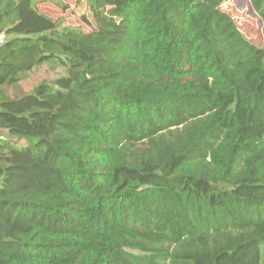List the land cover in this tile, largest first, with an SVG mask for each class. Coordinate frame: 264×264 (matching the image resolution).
Here are the masks:
<instances>
[{
  "label": "trees",
  "instance_id": "1",
  "mask_svg": "<svg viewBox=\"0 0 264 264\" xmlns=\"http://www.w3.org/2000/svg\"><path fill=\"white\" fill-rule=\"evenodd\" d=\"M84 1L90 32L0 0V132L26 142L0 140V264H264V41L225 0Z\"/></svg>",
  "mask_w": 264,
  "mask_h": 264
},
{
  "label": "rangeland",
  "instance_id": "2",
  "mask_svg": "<svg viewBox=\"0 0 264 264\" xmlns=\"http://www.w3.org/2000/svg\"><path fill=\"white\" fill-rule=\"evenodd\" d=\"M63 5L68 6V4ZM71 5H73L72 8L63 11L55 3H52L48 9H45V12L49 15V18L60 25V29H83L85 32H90L91 28L81 18L90 14L85 1L75 0V3ZM220 10L233 19L238 30L247 41L258 48L263 46V23L253 11L250 0H225L220 6ZM65 74V69L60 67L55 61L48 62L31 71L18 86L2 88V90L7 97L15 99L23 93L31 91L40 82H52L56 78L65 76ZM0 140L3 142L13 141L9 140L7 135L2 132H0ZM13 143L14 147L17 148H22L26 144L20 139L13 141Z\"/></svg>",
  "mask_w": 264,
  "mask_h": 264
},
{
  "label": "crops",
  "instance_id": "3",
  "mask_svg": "<svg viewBox=\"0 0 264 264\" xmlns=\"http://www.w3.org/2000/svg\"><path fill=\"white\" fill-rule=\"evenodd\" d=\"M35 1L37 2V3H36V8H37V10H38L41 14H43V15H45V16H47V17H49V15L45 12V9H48L49 6H50L52 3L58 1V2H60L61 4H68V8H72L73 5H71V4H72V3H73V4L75 3V0H35ZM3 40H4V37H3V35H1V36H0V44H2Z\"/></svg>",
  "mask_w": 264,
  "mask_h": 264
}]
</instances>
